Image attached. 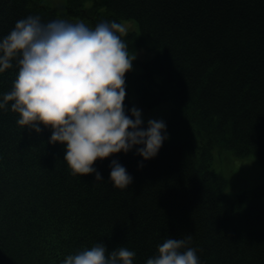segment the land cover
Returning <instances> with one entry per match:
<instances>
[{
    "label": "trees",
    "instance_id": "16d2710c",
    "mask_svg": "<svg viewBox=\"0 0 264 264\" xmlns=\"http://www.w3.org/2000/svg\"><path fill=\"white\" fill-rule=\"evenodd\" d=\"M84 2L0 0V36L29 14L129 23V51L155 53L125 74L124 103L137 92L145 115L142 106L172 101L169 138L151 159L135 149L97 159L104 180L95 181L71 173L50 128L37 133L0 110V264H59L99 241L134 249L144 264L163 239L187 234L201 264H264V186L233 194L211 167L222 149L264 165V0ZM17 71L0 73V92ZM113 158L133 176L126 189L108 180Z\"/></svg>",
    "mask_w": 264,
    "mask_h": 264
},
{
    "label": "clouds",
    "instance_id": "9594fccd",
    "mask_svg": "<svg viewBox=\"0 0 264 264\" xmlns=\"http://www.w3.org/2000/svg\"><path fill=\"white\" fill-rule=\"evenodd\" d=\"M123 21H102L90 27L64 18L42 20L38 14L18 19L0 36V73L18 67L11 87L0 92V110L18 114L17 124L40 133L51 129L49 143L64 145L73 175L102 173L94 166L116 153L155 157L169 138L166 121L145 118L140 107L124 103L126 76L136 56L122 38ZM143 166V161L138 162ZM108 180L126 189L133 176L118 159L110 160ZM191 234L168 236L144 264H201ZM137 253L124 245L93 243L60 259L59 264H134Z\"/></svg>",
    "mask_w": 264,
    "mask_h": 264
},
{
    "label": "rangeland",
    "instance_id": "374dc122",
    "mask_svg": "<svg viewBox=\"0 0 264 264\" xmlns=\"http://www.w3.org/2000/svg\"><path fill=\"white\" fill-rule=\"evenodd\" d=\"M49 6H58L63 7L67 3V0H42ZM96 1L102 2V0H85L84 8L87 9L93 6ZM64 18L69 21H83L90 27L92 23L87 19L83 18H73V17H59ZM128 26V30L130 28L129 23L125 22ZM155 53V48L152 50H147L144 47H140L137 50H133L130 52L133 56H136V59L133 61V68L131 72L133 73H141L142 66L138 63V61L143 59H149ZM133 105H136L141 108V104L139 101V95L136 92L135 96H133ZM140 104V105H139ZM175 107V104L172 101L164 102L160 105H156L155 107H143L142 109H147L148 113L142 111L143 116H145V122L148 118H162L164 120L170 116L171 110ZM220 152H214L212 166L216 171L220 172L227 179V188L228 191L235 194L241 193L245 190L256 189L257 187L264 186V165L260 163L256 157V155H248L243 157H235L232 156L231 153L227 150H219Z\"/></svg>",
    "mask_w": 264,
    "mask_h": 264
}]
</instances>
